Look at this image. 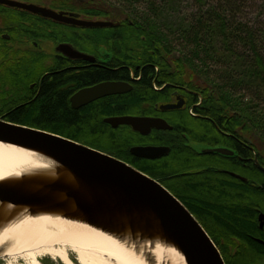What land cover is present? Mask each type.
Wrapping results in <instances>:
<instances>
[{"label":"trees","instance_id":"trees-1","mask_svg":"<svg viewBox=\"0 0 264 264\" xmlns=\"http://www.w3.org/2000/svg\"><path fill=\"white\" fill-rule=\"evenodd\" d=\"M257 1L54 0L49 7L88 20L120 23L105 29L72 28L0 5V116L11 108L7 95L12 91L7 87H12L13 79L28 86L44 71L46 57L30 52L33 47L27 45L32 41L76 39L83 48L115 47L113 62H126L128 70H99L78 77L90 82L128 77L130 70L142 75L131 93L118 98L116 113L105 115L102 110L106 108L99 105L80 116L55 93L54 80L43 87L37 100L4 118L131 164L184 204L226 264H264V246L255 241H264V228L258 222L260 213L264 214V173L252 161L256 154L264 167V21L259 20L261 12L258 20L250 18ZM112 10L124 17L109 20ZM4 34L11 40L3 39ZM167 82L198 93L190 97L192 105L202 100L201 108H195L198 117H191L187 110L181 112L174 132L154 133L149 138L128 127L112 130L103 122L107 116L150 115L151 109L143 102H157L160 97L154 83L160 87ZM181 132L195 145L238 152L233 156L204 153L190 146ZM241 142L251 144L253 151ZM145 144L168 145L171 152L157 160L130 154V148ZM225 170L247 177L248 182Z\"/></svg>","mask_w":264,"mask_h":264},{"label":"water","instance_id":"water-1","mask_svg":"<svg viewBox=\"0 0 264 264\" xmlns=\"http://www.w3.org/2000/svg\"><path fill=\"white\" fill-rule=\"evenodd\" d=\"M0 5L79 28L105 29L120 24L86 20L78 13L19 0H0ZM3 38L8 40L9 36L3 35ZM55 52L69 59L94 61L92 56L68 43L59 44ZM131 90L127 83L107 82L79 92L71 101L77 107ZM105 122L113 128L130 126L142 135L150 134L153 129L172 130L166 121L147 117H114ZM0 143L37 154L48 163L46 168L0 181V231L20 216L59 217L139 248L144 245L152 248L155 244L171 248L182 256L184 264H226L216 244L184 204L161 183L132 165L63 136L8 122L4 117H0ZM200 151L224 156L235 153L225 147ZM130 152L138 158L155 160L167 156L170 149L137 146ZM253 163L264 173L256 154ZM230 175L248 182L238 174ZM258 222L263 229V213ZM255 241L264 246V241ZM145 260L148 264H157L151 254Z\"/></svg>","mask_w":264,"mask_h":264},{"label":"bare ground","instance_id":"bare-ground-1","mask_svg":"<svg viewBox=\"0 0 264 264\" xmlns=\"http://www.w3.org/2000/svg\"><path fill=\"white\" fill-rule=\"evenodd\" d=\"M46 167L43 157L0 143V181ZM150 247L129 245L87 225L52 216H20L0 231V258L7 264H42L44 257L74 264L70 253L78 264H148L149 254L157 264L168 254L184 264L175 250Z\"/></svg>","mask_w":264,"mask_h":264},{"label":"flooded vegetation","instance_id":"flooded-vegetation-1","mask_svg":"<svg viewBox=\"0 0 264 264\" xmlns=\"http://www.w3.org/2000/svg\"><path fill=\"white\" fill-rule=\"evenodd\" d=\"M56 11H62V10H56ZM62 25H66V24H62ZM66 26H70L72 28H77V27L72 26V25H66ZM74 32L77 33V31H74ZM4 35H8L9 36L8 40H11V36L9 34H4ZM2 37H3V35H2ZM75 41H76V39H74L73 41L72 40L58 41V42H56L57 44L54 45V49L61 43H68V44L72 45L75 49H77L78 51L92 56L94 58V61L69 59L64 55H62L60 53L57 54L55 52H52V54H48L47 51L45 50V47H44L48 43L47 39L46 40L39 39L37 42L32 41L31 42L32 46L27 45V47H29V48L33 47V48H31V51H30L32 54L39 55L40 57H43V56L46 57L45 61L43 62L44 71H43L41 76L33 78L28 83V86H26V88L22 87L21 88L22 91H20V92H16L17 88H18L17 82L15 81V79H13V83H12V87H11L12 92L10 93L11 97H9L10 99L7 98L8 100H10L9 106H11V108L8 109L9 110L8 112H5L3 114V116H0V117H6L9 115V113L13 112L15 109L22 107V106H25L27 104H30V103L34 102L35 100H37L41 94V91L43 90V87L49 86V84H52L54 80L57 81V83L54 84V86H53L55 89V93L58 96L65 98L66 104L68 105V108L70 110H72L73 112L78 113L80 116L87 109L93 108V107L99 106V105L103 106L102 109L106 108L105 110L101 109L102 111H104L105 115L113 114V112L116 113V111H114L113 109H115V105L116 106L119 105L118 98L120 96L123 97L126 94L131 93L135 88V84L141 80L142 75L137 76V75H135V73L132 70H130L128 77L122 75L121 78H117V79L114 78V79H103L100 81L93 80L90 82H83L82 81L83 79L78 77V75H80L81 73L86 74L87 72H90V74L93 75V74H96L99 70H112V71H116V72H121V71H124L125 69L128 70V66L126 65V62H124L125 65H124V63L115 64L113 62V59L115 58V55L117 53V51H115V47H112V48L106 47L105 48V46L104 47L101 46V47L96 48L94 46H90L89 48H83V47H80L79 45H77ZM15 48H17V47H15ZM12 49H13V41H12ZM21 49H25V47H21ZM14 64H16V63H14ZM137 68H139V66ZM59 75H62V76H59ZM107 82L127 83L132 87V90L129 92H126V93L106 96V97L94 100L92 102H89L86 104H79L77 107H73L71 100L79 92H81L85 89H90V88L95 87L97 85H100L102 83H107ZM154 89L156 91H158V93H159L158 94L159 96L157 97V98L160 97V99H158L159 101L156 100L157 102H155V101L143 102L144 107L151 109V111H150L151 114L148 116L143 115V116H134V117H147V118H155V119L164 120L168 123L169 126L172 127V130L153 129L150 132V134L142 135L139 132L134 131L130 126L121 125L117 128H113L110 124L105 122V120L108 118L133 116V115H122L121 114V115H115V116H107V117L103 118V122L106 125H108L112 130H117L118 128L128 127L134 133L138 134L139 136H142L144 138H149V137H152V135H154V133L174 132V130L176 129L177 116L181 112L184 113L187 110L188 114L191 117H198L199 116V115L195 114V112H196L195 108H197V107L201 108L202 100H200L198 103H195L192 105L193 100H192V98H190V97H194V98L197 97V95H198L197 92L189 90L186 87H180V86L172 85L169 82L164 83L160 87H157V85L154 83ZM14 90H15V92H13ZM161 96H163L164 98L161 99ZM121 97H120V99H121ZM166 106H175L177 108L176 109H164V107H166ZM172 118H174L175 122H173ZM181 134L183 137H187L189 139L187 133L181 132ZM188 141H189V145L194 147L195 143L191 142L190 139ZM242 144H244L247 148H249L250 150L253 151L251 144H250V146L245 144V143H242ZM196 145H198V144H196ZM137 146L168 147L170 149V152H171V147L168 145L145 144V145H136L133 147H137ZM132 148H130V150ZM130 150H129V152H130ZM231 150L234 151L235 153L238 152L237 149H231ZM130 154H131V152H130ZM132 156L134 158H137V159H143V158H138L134 155H132ZM162 158H164V157H162ZM162 158H159V159H162ZM120 160H122V159H120ZM146 160H149V159H146ZM155 160H157V159H155ZM252 161H253V159H252ZM224 172L229 174V175H230V173H235V172L228 171V170H225ZM235 174H237V173H235ZM240 176H242V175H240ZM231 177H233V176H231ZM243 177H245V176H243ZM245 178H247V177H245Z\"/></svg>","mask_w":264,"mask_h":264},{"label":"rangeland","instance_id":"rangeland-1","mask_svg":"<svg viewBox=\"0 0 264 264\" xmlns=\"http://www.w3.org/2000/svg\"><path fill=\"white\" fill-rule=\"evenodd\" d=\"M19 1H22V2H25V3H33V4H36V5H39V6H44V7H50L52 4H54V0H19ZM77 1L78 2H83L84 0H77ZM106 7L109 8L110 6L107 5ZM260 12H261V15H260ZM263 12H264V0H258L256 7L253 6L250 9V18H252L253 20H258V15H260V19L259 20H261V21L263 20L264 21V13ZM115 13L116 12L114 10H112V14L113 15H111V17H109V20H112V19H120L121 17H124L121 14H115ZM81 17L83 19L88 20L87 18H84L83 16H81ZM55 44H57V43L54 42V41L48 40V43L44 46L45 47V50L47 51L48 54H52V52H55V49H54V45ZM17 87L18 88H17V91L16 92H20V91H22L21 88L23 87V84L20 83V85H18V82H17ZM24 87L26 88V85ZM7 90L8 91L9 90L12 91V88L7 87ZM13 92H15V90ZM7 96H8L7 98L10 99L9 98V97H11L10 96V93ZM194 147L196 149H198V150H201L203 148H206V147L198 146V145H194ZM70 254H71V259H72L73 263L74 264H78V262L76 261V256L73 253H70ZM6 262L7 261H4V260H2L0 258V264H7ZM41 263L42 264H62L59 260H57V259L54 260V259H52L50 257H44L41 260ZM162 264H179V262L178 263H175L174 261H172V259L168 258V259H166V261H164V263L162 262Z\"/></svg>","mask_w":264,"mask_h":264}]
</instances>
